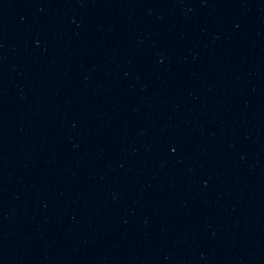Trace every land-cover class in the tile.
I'll return each instance as SVG.
<instances>
[{
	"label": "water",
	"instance_id": "obj_1",
	"mask_svg": "<svg viewBox=\"0 0 264 264\" xmlns=\"http://www.w3.org/2000/svg\"><path fill=\"white\" fill-rule=\"evenodd\" d=\"M0 264H264V0H0Z\"/></svg>",
	"mask_w": 264,
	"mask_h": 264
}]
</instances>
